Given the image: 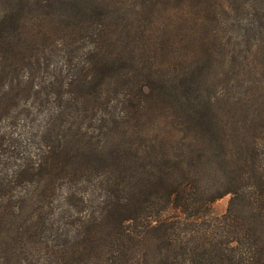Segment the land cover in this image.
Instances as JSON below:
<instances>
[{
  "label": "trees",
  "instance_id": "trees-1",
  "mask_svg": "<svg viewBox=\"0 0 264 264\" xmlns=\"http://www.w3.org/2000/svg\"><path fill=\"white\" fill-rule=\"evenodd\" d=\"M86 1L0 0V264H264V0Z\"/></svg>",
  "mask_w": 264,
  "mask_h": 264
},
{
  "label": "rangeland",
  "instance_id": "rangeland-1",
  "mask_svg": "<svg viewBox=\"0 0 264 264\" xmlns=\"http://www.w3.org/2000/svg\"><path fill=\"white\" fill-rule=\"evenodd\" d=\"M106 2L107 6H103L106 8V12L108 13V16L110 18H118L121 20L122 14L126 13L128 16H131L133 14V11L136 7L140 5L139 0H102ZM114 6H111V4ZM85 3L89 5H95L94 0H87ZM239 23H237L235 18H232L230 15H224L223 21L221 24V27H214L212 31L214 30L216 32V35L219 38V42H221L220 46L222 48L221 53L217 55V61H220L223 63L222 68L217 69V78H214L216 81L218 79L219 85L224 86L228 79H232L233 81L230 83V85H226V87L229 90V96L233 98H240L242 99L244 97V92L246 91L247 87L253 83V80L257 81L258 77H261L260 83H262V88L264 87V55L257 50L258 53L252 52L253 55H256L255 62L259 65V71L257 75L254 77L253 75H246L238 66H234L231 68L229 66V62H232L231 58L232 56L237 55V53L242 50H248L250 48L249 45L245 46V40L247 39V36L244 34L245 28H243ZM249 31V30H248ZM70 37L72 35V32L69 33ZM72 39V37H71ZM222 39V41H221ZM73 40V39H72ZM258 49V48H257ZM254 50V49H252ZM83 53V50H79L78 54L81 55ZM57 55V54H56ZM241 60H236L235 63L239 64ZM231 68V69H230ZM261 75V76H260ZM41 81H47L49 77V72H43V76H38ZM252 80H250V79ZM37 82H40L37 80ZM217 85V87H221ZM264 98V94H263ZM25 101L24 103H26ZM43 114L40 113L37 118H40L38 120H41L43 117ZM18 134V133H17ZM22 143V142H21ZM23 144V143H22ZM63 191V190H62ZM58 195H61L60 192H58ZM229 200V196H225L217 201H215L211 206V215L213 217H219L223 215L226 211L227 203Z\"/></svg>",
  "mask_w": 264,
  "mask_h": 264
}]
</instances>
